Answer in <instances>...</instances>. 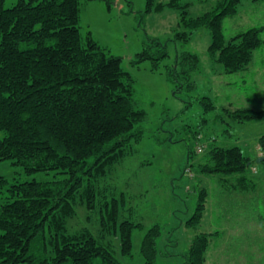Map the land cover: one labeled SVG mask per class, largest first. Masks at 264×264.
I'll use <instances>...</instances> for the list:
<instances>
[{"label":"trees","instance_id":"trees-1","mask_svg":"<svg viewBox=\"0 0 264 264\" xmlns=\"http://www.w3.org/2000/svg\"><path fill=\"white\" fill-rule=\"evenodd\" d=\"M6 1L0 0V131L5 134L0 139V161H12L27 175L56 172L66 177L55 182L14 183L0 178V195H4L0 264H121L100 240L119 237L121 254L132 257L133 232L144 226L119 223L124 198L102 202L99 180L131 152L132 141L142 139V131L134 133V129L146 120L147 113L134 100L132 78L123 70L122 59L108 55L91 33L83 39L81 0H16L9 8ZM241 4L242 0H216L210 10L191 17L189 4L183 0H149L146 12L177 11L181 31L175 39L184 43L197 31L208 30L211 61L234 74L245 71L255 51L264 45V26L226 39L224 21L236 16ZM157 44L161 46L159 58H153L148 49L141 58L166 57L165 46ZM199 64L198 55L183 54L177 63L181 71L173 67L169 76L179 88L192 91L196 84L191 74ZM205 99L207 110L215 108L211 98ZM227 114L240 123L264 118V110L251 108L227 110ZM259 151L264 156V135ZM253 163L238 146L213 145L208 162L199 164V172L222 175L225 184L235 176V187L248 191L256 187L248 176ZM208 195L207 189L200 191L187 226L200 225ZM99 205L103 206L102 234L89 226L73 228L71 222L80 207L91 213ZM216 234H196L186 264H205ZM161 236L160 225L147 231L141 248L146 264H157Z\"/></svg>","mask_w":264,"mask_h":264},{"label":"rangeland","instance_id":"rangeland-1","mask_svg":"<svg viewBox=\"0 0 264 264\" xmlns=\"http://www.w3.org/2000/svg\"><path fill=\"white\" fill-rule=\"evenodd\" d=\"M16 2L7 0L5 6L12 7ZM148 2L80 1L83 39L91 33L108 55L122 59V68L133 81L134 100L147 113L146 120L134 129V133L142 131L141 141H132L131 152L99 180L102 202L124 198L119 223L130 221L144 228L133 232L132 257L121 254L119 237L107 236L100 241L121 264H146L142 242L150 228L160 225L157 264H186L194 236L218 232V236L213 235L205 264H264V164L257 162L264 118L240 123L227 114V110L245 108L264 110V45L255 51L245 71L225 73L209 57L212 39L208 30L197 31L188 43L176 40V33L181 31L179 13L169 8L147 13ZM183 2L189 4V16L195 17L210 10L216 0ZM261 26L264 2L242 0L239 13L225 19L224 35L230 40L251 27ZM262 36L264 40V33ZM157 42L165 46L167 56L142 59L145 49L153 58H159L161 46ZM186 53L200 58L198 70L191 74L196 84L192 91L179 88L169 76L173 67L181 71L177 63ZM204 97L211 98L215 108L207 110ZM4 135L0 131V139ZM213 145L238 146L254 160L248 171L255 182L254 189L236 188L235 176L225 184L222 175L199 172V164L208 162ZM1 177L14 183L55 182L66 176L56 172L27 175L22 167L8 160L0 161ZM203 188L209 194L206 212L198 227H189L187 222L196 211ZM3 197L1 194L0 204ZM102 207L99 205L91 213L80 207L77 219L71 222L73 228L89 226L96 234H102Z\"/></svg>","mask_w":264,"mask_h":264},{"label":"water","instance_id":"water-1","mask_svg":"<svg viewBox=\"0 0 264 264\" xmlns=\"http://www.w3.org/2000/svg\"><path fill=\"white\" fill-rule=\"evenodd\" d=\"M263 161H264V156H261V157L258 158V161H257V162H258V163H261V162H263Z\"/></svg>","mask_w":264,"mask_h":264},{"label":"built area","instance_id":"built-area-1","mask_svg":"<svg viewBox=\"0 0 264 264\" xmlns=\"http://www.w3.org/2000/svg\"><path fill=\"white\" fill-rule=\"evenodd\" d=\"M199 150L201 151V150H202V148H201V147H199Z\"/></svg>","mask_w":264,"mask_h":264},{"label":"crops","instance_id":"crops-1","mask_svg":"<svg viewBox=\"0 0 264 264\" xmlns=\"http://www.w3.org/2000/svg\"><path fill=\"white\" fill-rule=\"evenodd\" d=\"M262 154L261 153H259V156H261Z\"/></svg>","mask_w":264,"mask_h":264}]
</instances>
